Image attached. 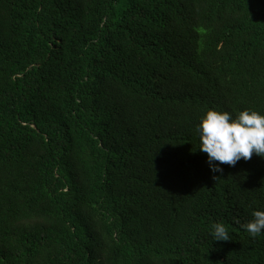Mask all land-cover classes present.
<instances>
[{
    "label": "trees",
    "instance_id": "16d2710c",
    "mask_svg": "<svg viewBox=\"0 0 264 264\" xmlns=\"http://www.w3.org/2000/svg\"><path fill=\"white\" fill-rule=\"evenodd\" d=\"M208 109L264 114V0H0V264H264Z\"/></svg>",
    "mask_w": 264,
    "mask_h": 264
},
{
    "label": "clouds",
    "instance_id": "9594fccd",
    "mask_svg": "<svg viewBox=\"0 0 264 264\" xmlns=\"http://www.w3.org/2000/svg\"><path fill=\"white\" fill-rule=\"evenodd\" d=\"M198 149L207 154L213 173H222L221 165L235 166L241 159L249 160L253 154L264 157V114L244 109L235 116L228 111L208 109L196 126ZM255 238L264 234V210H256L252 219L243 225ZM215 241L230 240L225 224L216 222L210 227Z\"/></svg>",
    "mask_w": 264,
    "mask_h": 264
}]
</instances>
